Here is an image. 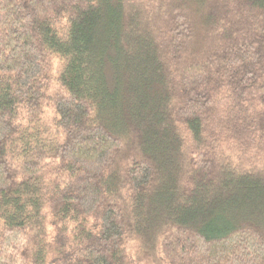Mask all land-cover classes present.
I'll use <instances>...</instances> for the list:
<instances>
[{"label": "trees", "instance_id": "1", "mask_svg": "<svg viewBox=\"0 0 264 264\" xmlns=\"http://www.w3.org/2000/svg\"><path fill=\"white\" fill-rule=\"evenodd\" d=\"M0 264H264V0H0Z\"/></svg>", "mask_w": 264, "mask_h": 264}, {"label": "rangeland", "instance_id": "2", "mask_svg": "<svg viewBox=\"0 0 264 264\" xmlns=\"http://www.w3.org/2000/svg\"><path fill=\"white\" fill-rule=\"evenodd\" d=\"M49 116H51V115H50L49 113H47V114H46V118H45V119H46V121H49V119H50V117H49Z\"/></svg>", "mask_w": 264, "mask_h": 264}]
</instances>
